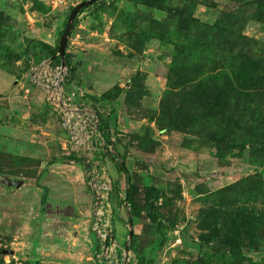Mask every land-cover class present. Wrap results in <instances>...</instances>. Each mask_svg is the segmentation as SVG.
<instances>
[{
	"label": "rangeland",
	"instance_id": "obj_1",
	"mask_svg": "<svg viewBox=\"0 0 264 264\" xmlns=\"http://www.w3.org/2000/svg\"><path fill=\"white\" fill-rule=\"evenodd\" d=\"M83 1L0 0V264H264V0Z\"/></svg>",
	"mask_w": 264,
	"mask_h": 264
},
{
	"label": "water",
	"instance_id": "obj_2",
	"mask_svg": "<svg viewBox=\"0 0 264 264\" xmlns=\"http://www.w3.org/2000/svg\"><path fill=\"white\" fill-rule=\"evenodd\" d=\"M96 0H86L81 2L80 4H78V6L76 8H74L72 14L69 17V22L72 21V19L74 18V16L76 15V13L78 12V10H80L83 6L88 5V4H92L94 3ZM69 27V24L67 25V29ZM66 38H67V34H64L59 46V53L60 55L63 57L64 56V51H65V46H66ZM10 252V253H14L13 250H5V252Z\"/></svg>",
	"mask_w": 264,
	"mask_h": 264
},
{
	"label": "trees",
	"instance_id": "obj_3",
	"mask_svg": "<svg viewBox=\"0 0 264 264\" xmlns=\"http://www.w3.org/2000/svg\"><path fill=\"white\" fill-rule=\"evenodd\" d=\"M46 45H47V44H46ZM48 47H50V49H51V53H52V54H54V53L57 52V48H56V49H53L51 46H48ZM36 186H37V187L41 186V185L39 184L38 181H36ZM233 253H234V255H236V252L233 251Z\"/></svg>",
	"mask_w": 264,
	"mask_h": 264
},
{
	"label": "built area",
	"instance_id": "obj_4",
	"mask_svg": "<svg viewBox=\"0 0 264 264\" xmlns=\"http://www.w3.org/2000/svg\"><path fill=\"white\" fill-rule=\"evenodd\" d=\"M55 89H57V87H56ZM55 89H54V90H55Z\"/></svg>",
	"mask_w": 264,
	"mask_h": 264
}]
</instances>
